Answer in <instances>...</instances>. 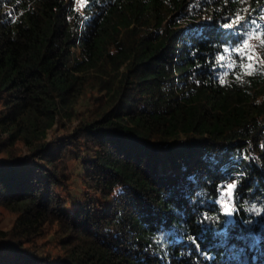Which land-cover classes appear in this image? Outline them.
Listing matches in <instances>:
<instances>
[{
	"label": "trees",
	"instance_id": "16d2710c",
	"mask_svg": "<svg viewBox=\"0 0 264 264\" xmlns=\"http://www.w3.org/2000/svg\"><path fill=\"white\" fill-rule=\"evenodd\" d=\"M253 204L264 0H0V264H264Z\"/></svg>",
	"mask_w": 264,
	"mask_h": 264
},
{
	"label": "snow or ice",
	"instance_id": "6c2138e0",
	"mask_svg": "<svg viewBox=\"0 0 264 264\" xmlns=\"http://www.w3.org/2000/svg\"><path fill=\"white\" fill-rule=\"evenodd\" d=\"M225 52L228 51L227 48L224 49ZM220 60H224L223 56L219 57ZM233 65L229 64L227 67L231 68ZM245 173L243 172H237L234 175L233 181L230 183H226L225 187H221L220 185L217 186V192L219 193L218 198L216 203L220 206V209L222 210L224 214L223 222H224V228L219 229L217 231L218 236H222L225 238L223 243L226 244V238L228 236V228L230 225L234 224V219H233V212L234 208L232 207V200H233V191L237 189V183L235 182L236 180H241ZM227 179V178H225ZM249 212L255 213L256 216H261L262 214V209L256 207L255 204H253L249 209ZM222 217L221 215L217 213H212L209 214L208 212L203 213L201 219L198 221L200 224L208 223L212 228L216 229L218 228L219 224L221 223ZM246 224L251 223L250 220H245L244 221ZM190 242L196 247L197 253L200 255L204 256L206 259L211 260L212 257L206 253L202 252L200 249V246L196 240L195 237H188ZM189 255H191V252L189 251Z\"/></svg>",
	"mask_w": 264,
	"mask_h": 264
},
{
	"label": "rangeland",
	"instance_id": "374dc122",
	"mask_svg": "<svg viewBox=\"0 0 264 264\" xmlns=\"http://www.w3.org/2000/svg\"><path fill=\"white\" fill-rule=\"evenodd\" d=\"M4 216L1 219L2 225L5 227L10 226L12 221H11V215L8 214L7 212H3ZM255 255L256 256H263L264 255V245H260L256 250H255Z\"/></svg>",
	"mask_w": 264,
	"mask_h": 264
}]
</instances>
